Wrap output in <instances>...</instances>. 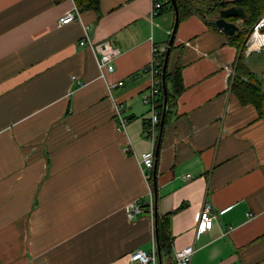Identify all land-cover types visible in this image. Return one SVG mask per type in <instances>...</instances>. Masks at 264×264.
I'll return each instance as SVG.
<instances>
[{
  "label": "crops",
  "instance_id": "1",
  "mask_svg": "<svg viewBox=\"0 0 264 264\" xmlns=\"http://www.w3.org/2000/svg\"><path fill=\"white\" fill-rule=\"evenodd\" d=\"M74 4L80 18L61 24ZM152 9L153 0H0V264H130L135 249L156 247L146 204L154 170L168 219L163 264L189 244L191 264H264V110L232 88L236 75L263 84L264 49L246 54L245 37L217 29L213 16L180 20L169 69L181 67L184 89L148 179L139 157L157 141L144 134L146 66L175 22L170 4ZM86 32L121 50L108 80L79 43ZM132 201L145 206L130 218ZM206 201L216 215L198 232Z\"/></svg>",
  "mask_w": 264,
  "mask_h": 264
},
{
  "label": "built area",
  "instance_id": "2",
  "mask_svg": "<svg viewBox=\"0 0 264 264\" xmlns=\"http://www.w3.org/2000/svg\"><path fill=\"white\" fill-rule=\"evenodd\" d=\"M168 0H153L152 14H157ZM81 11L77 4H74L71 9H68L64 15L59 19L61 24L68 23L80 18ZM82 45H89L93 48L97 56V64L100 70V76L108 80L107 73L115 70V60L120 55L121 50L119 47L112 45L109 41L93 42L90 36L85 35L79 40ZM168 45L164 43H154L152 47V59L146 66L150 74L151 88L149 92L143 93V101L150 104V115L146 120V126L144 129L145 136L152 140L153 143L157 141L160 121L161 110L159 107L160 97L163 93L162 90V66L164 57L167 51ZM264 49V12L262 15L252 24L250 27L244 42L243 50L246 54H251L254 51H261ZM122 80L117 82H109L110 88L122 84ZM119 128H126L128 119L123 116L121 111L117 109ZM139 161L142 165V170L145 173L146 178H150V173L146 170H152L155 162V151H144L139 157ZM190 175H185V178H189ZM152 199L149 203L150 208L154 211L153 189L150 190ZM145 204L143 201H132L127 204L126 210L130 218H133L143 212ZM213 212V205L211 202L206 201L203 207L198 212V232H205L209 230L215 218ZM195 247L193 244L186 245L177 250V264H191ZM130 264H158V255L155 245L151 250H145L142 248L135 249L130 254Z\"/></svg>",
  "mask_w": 264,
  "mask_h": 264
},
{
  "label": "trees",
  "instance_id": "3",
  "mask_svg": "<svg viewBox=\"0 0 264 264\" xmlns=\"http://www.w3.org/2000/svg\"><path fill=\"white\" fill-rule=\"evenodd\" d=\"M201 3V0H178L181 17L180 20L185 18L187 15L193 13L194 11H197L202 14L204 18H208L209 16H214L219 12V10L223 7L229 6L228 2H222L219 0H208L206 2V8L201 9L200 7L196 6L197 3ZM246 4H248V10L252 13H250L248 19L245 20L247 23L246 27H243L240 31H238L237 35L246 37L250 27L252 24L262 15L264 11V0H245ZM166 4H170L172 6L171 0H168L165 5L162 7L165 8ZM173 7V6H172ZM161 9V10H162ZM235 20L237 18H234ZM167 85H168V91H169V105H168V112L167 116L171 111L175 94H178L180 91L184 89V83L182 79V71L181 67L178 66L175 70L171 71L167 69ZM248 77V76H247ZM172 82L173 84V91H171L169 84ZM232 88L237 93L239 98L242 102H252L254 103L261 111L262 107L259 101V98L262 99V93L257 85H254L251 81H248L244 78H242L239 75H236L233 82H232ZM163 93L160 97V103L159 107L161 110L162 115V109H163ZM158 229H159V238H160V244L161 248H167L169 246V236H168V219L166 216H160L158 218Z\"/></svg>",
  "mask_w": 264,
  "mask_h": 264
},
{
  "label": "water",
  "instance_id": "4",
  "mask_svg": "<svg viewBox=\"0 0 264 264\" xmlns=\"http://www.w3.org/2000/svg\"><path fill=\"white\" fill-rule=\"evenodd\" d=\"M174 13H175V22L174 26L171 32L170 41L168 44V48L164 57L163 66H162V90H163V109H162V115H161V121H160V127H159V133L157 138V144H156V151L155 154L158 156L160 151V146L164 134V128L165 123L167 119V112H168V105H169V91H168V85H167V69L169 65L170 60V54L172 45L174 42L176 30L178 28L181 12L178 4V0H171ZM249 13L247 11V7L240 4H234L227 7H223L219 10V12L213 16L208 18L207 20L214 25L217 29H220L224 31L228 35H234L238 31L241 30V24L238 23L233 18H239L242 21H245L248 19ZM157 172L156 170L153 171L152 178H153V194H154V222H155V237H156V248H157V255H158V262L159 264H163V253L162 248L160 244V238H159V229H158V218H159V196H158V185H157V179H156Z\"/></svg>",
  "mask_w": 264,
  "mask_h": 264
},
{
  "label": "rangeland",
  "instance_id": "5",
  "mask_svg": "<svg viewBox=\"0 0 264 264\" xmlns=\"http://www.w3.org/2000/svg\"><path fill=\"white\" fill-rule=\"evenodd\" d=\"M205 1L207 2L208 0H201V3L200 2L197 3L196 6L200 7L201 9L206 8V5H205L206 2ZM247 76H248L247 77L248 81H251L254 85H257L259 87L261 93H262V99L259 98V101H260V104H261V107H262V111H263L264 110V82H263V84H261L260 82H257L253 78V76L250 75V74H248Z\"/></svg>",
  "mask_w": 264,
  "mask_h": 264
}]
</instances>
